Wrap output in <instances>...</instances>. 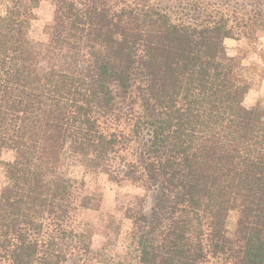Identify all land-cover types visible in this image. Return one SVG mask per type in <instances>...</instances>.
<instances>
[{
  "label": "trees",
  "instance_id": "obj_1",
  "mask_svg": "<svg viewBox=\"0 0 264 264\" xmlns=\"http://www.w3.org/2000/svg\"><path fill=\"white\" fill-rule=\"evenodd\" d=\"M41 1L0 0V264L98 260L66 156L150 193L125 210L136 264H264V111L224 52L264 30V0H54L44 47Z\"/></svg>",
  "mask_w": 264,
  "mask_h": 264
},
{
  "label": "rangeland",
  "instance_id": "obj_2",
  "mask_svg": "<svg viewBox=\"0 0 264 264\" xmlns=\"http://www.w3.org/2000/svg\"><path fill=\"white\" fill-rule=\"evenodd\" d=\"M162 7L175 11L183 0H153ZM247 4L251 8L258 6V0H233ZM55 10L54 0H42L36 9V19L31 23L29 38L39 46L48 43L46 28L53 21ZM225 55L238 56L247 67V74L251 82L249 94L244 105L252 107L258 105L264 111V30L251 28L247 37L240 39L226 38L224 40ZM66 53V50H64ZM67 54V53H66ZM68 56L62 59L63 68H71L72 62ZM13 152L4 150L1 161H10ZM3 162H0V189L7 183ZM65 175L77 182H82L85 192L91 197L93 206L85 213L94 229L91 250L98 260L86 264H136L135 259L127 254L125 238L130 229V220L125 218L128 206L138 207L149 200L150 193L141 184L122 181L119 184L110 182L99 169L89 168L85 161L76 156H66L60 165ZM234 214H230L229 228L233 227Z\"/></svg>",
  "mask_w": 264,
  "mask_h": 264
}]
</instances>
